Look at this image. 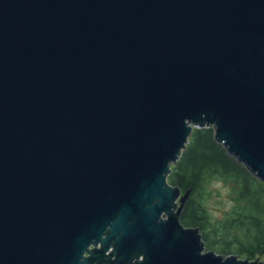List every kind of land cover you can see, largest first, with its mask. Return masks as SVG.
I'll use <instances>...</instances> for the list:
<instances>
[{
    "label": "water",
    "instance_id": "water-1",
    "mask_svg": "<svg viewBox=\"0 0 264 264\" xmlns=\"http://www.w3.org/2000/svg\"><path fill=\"white\" fill-rule=\"evenodd\" d=\"M208 126L264 181V0H0V264H264L179 219Z\"/></svg>",
    "mask_w": 264,
    "mask_h": 264
},
{
    "label": "trees",
    "instance_id": "trees-1",
    "mask_svg": "<svg viewBox=\"0 0 264 264\" xmlns=\"http://www.w3.org/2000/svg\"><path fill=\"white\" fill-rule=\"evenodd\" d=\"M214 179L227 187L230 207L212 217L205 205ZM168 181L189 189L179 219L197 226L207 249L239 257L264 258V181L218 142L213 128L194 127L186 148L171 165Z\"/></svg>",
    "mask_w": 264,
    "mask_h": 264
},
{
    "label": "rangeland",
    "instance_id": "rangeland-1",
    "mask_svg": "<svg viewBox=\"0 0 264 264\" xmlns=\"http://www.w3.org/2000/svg\"><path fill=\"white\" fill-rule=\"evenodd\" d=\"M217 184L220 187H217ZM207 188L211 190V193L205 198L204 203L212 217H220L231 205V199L225 191L227 187L220 180L214 179L207 185Z\"/></svg>",
    "mask_w": 264,
    "mask_h": 264
},
{
    "label": "flooded vegetation",
    "instance_id": "flooded-vegetation-1",
    "mask_svg": "<svg viewBox=\"0 0 264 264\" xmlns=\"http://www.w3.org/2000/svg\"><path fill=\"white\" fill-rule=\"evenodd\" d=\"M92 246H93V244H90L89 248H91ZM110 252H111V248L108 249L107 251H105V253H110ZM87 255H91V253L84 251L83 254H82V256H84V257L87 256ZM103 258L106 259V255H104ZM111 258L114 259L115 255H112ZM135 259H136V257H133L131 259V262H133ZM81 260L83 261V257H81ZM101 262H102V264H107L104 260H101ZM92 264H97V262L96 261H92Z\"/></svg>",
    "mask_w": 264,
    "mask_h": 264
},
{
    "label": "clouds",
    "instance_id": "clouds-1",
    "mask_svg": "<svg viewBox=\"0 0 264 264\" xmlns=\"http://www.w3.org/2000/svg\"><path fill=\"white\" fill-rule=\"evenodd\" d=\"M216 186H217V187H220V185H219V184H217ZM225 191H227V189H225Z\"/></svg>",
    "mask_w": 264,
    "mask_h": 264
}]
</instances>
